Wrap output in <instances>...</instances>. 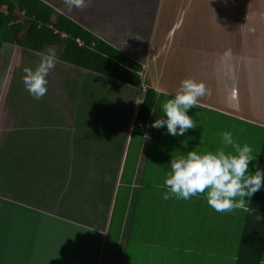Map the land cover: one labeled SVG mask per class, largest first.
<instances>
[{
    "label": "rangeland",
    "instance_id": "1",
    "mask_svg": "<svg viewBox=\"0 0 264 264\" xmlns=\"http://www.w3.org/2000/svg\"><path fill=\"white\" fill-rule=\"evenodd\" d=\"M45 1L147 66L142 72L143 85L130 89L128 99H133V106L136 105L137 97L144 96L149 89L148 80L158 82L159 88L166 90L167 94L161 97L154 122L162 117L166 119L162 105L174 98L179 89L181 47H227V26L224 22L217 23L216 19L214 22L206 21L211 15H204V9L202 13L199 9L204 0L148 1L141 8L143 12L130 14L135 28L124 32L118 24L86 15L84 10L73 8L69 11L64 0ZM1 11L6 13V7ZM132 16H136V20ZM61 49H51L55 51L58 62L46 77L48 92L40 100H35L25 89L23 69L34 70L42 55L49 51L31 53L30 50L19 49L16 56L7 48L0 56V103L2 98H5V103L15 98L31 102L33 104L27 112L41 115L42 128L52 124L65 128L59 135L65 143L64 149L60 150L59 161H55L44 176V187L48 185L50 190V193L43 191L45 200L57 199L66 206L67 200L75 197L74 205L71 200L68 203L71 206L67 205L66 211L74 210L76 214L68 217L79 220L80 207L86 205L90 208L87 210H97L111 191L113 202L109 233L101 264H181L183 258L193 257L178 249L179 238L174 237L178 234L179 224L189 222L182 214L189 210L195 211L198 227L204 223L211 226L205 230L202 239H195L201 244L195 251L199 253L197 257L211 258L210 264H236L249 201L243 209L217 213L208 205L206 193L187 201L175 198L165 200L163 196L168 189L164 182L171 171V159L186 156L189 151L201 155L216 154L222 148L226 154L236 155L232 146H225L222 142L221 133L225 131L231 132L233 140L241 147L249 145L253 149V157H260L264 129L197 105L187 113L197 127L183 136L168 134L166 127L148 128V139L130 135L135 119L131 113L132 101L128 100L124 105L122 84L61 62ZM255 163V160L249 163L248 171L252 174L257 169ZM98 174L103 178L106 176L109 182L101 192V201L96 196L99 194L94 188L96 184L92 189L90 186L91 179ZM133 185L141 187L138 190L141 200L135 218L146 219L147 215L151 216V220L168 219L165 223L163 221V227L136 221L131 231L125 229V214L131 205L132 192H135ZM27 186L34 198L38 186L33 183ZM91 192L94 200L89 196ZM166 211L173 215L165 216ZM83 220L89 221V218L83 215Z\"/></svg>",
    "mask_w": 264,
    "mask_h": 264
},
{
    "label": "crops",
    "instance_id": "2",
    "mask_svg": "<svg viewBox=\"0 0 264 264\" xmlns=\"http://www.w3.org/2000/svg\"><path fill=\"white\" fill-rule=\"evenodd\" d=\"M199 9L201 13L204 9V15H211L206 16L209 17L206 21L214 22L216 19L217 23L226 24L227 47H181L179 87L185 79L204 83L207 93L197 105L264 129V0H204ZM208 9L211 10L206 12ZM7 48L10 53L18 55L17 46L4 44L0 56ZM144 68L146 70L147 66L143 64V73ZM148 82L147 87L155 90L156 97L154 115L151 113L145 136L148 128L152 129L161 97L167 94L166 90L159 88L158 82ZM122 86L124 105L128 100L132 101L131 113L136 121L141 104L133 106V99H128V96L130 89L138 88L125 84ZM143 98L141 95L137 97L142 101ZM1 100L0 264H101L109 233L113 202L111 191L97 210H87L89 207L86 205L80 207L79 220L72 218L76 214L74 210L66 211V206H71L68 204L71 200L74 205L75 197L68 199L66 206L57 199L45 200L43 191L50 193V190L48 185L44 187V176L52 169L54 162L59 161L60 150L65 147L59 135L65 128L58 124L42 128L41 115L27 112L33 104L31 102L19 98L10 99L8 103H5V98ZM255 162L258 166L259 157ZM32 183L38 186L34 198L27 186ZM108 183L106 176L103 178L99 174L90 181L91 189L96 184L94 188L99 191L96 196L100 201L101 192H104ZM132 188L135 192H132L131 205L125 214V229L131 231L136 221L163 227V221L165 223L168 219L151 220V216L145 214L146 219L135 218L141 200L138 191L141 187L133 185ZM89 196L94 200L92 192ZM70 214L71 218L68 217ZM182 214L189 222H181L179 231H176L178 234L174 237L179 238L178 249L193 257L183 258L181 264H210V255V259L201 255L197 257L199 253L195 251L201 244L195 239H202L205 230L211 226L204 223L198 227L194 210L183 211ZM83 215L89 221L83 220ZM169 215L173 214L166 211L165 216ZM211 256L214 257L213 254Z\"/></svg>",
    "mask_w": 264,
    "mask_h": 264
},
{
    "label": "trees",
    "instance_id": "3",
    "mask_svg": "<svg viewBox=\"0 0 264 264\" xmlns=\"http://www.w3.org/2000/svg\"><path fill=\"white\" fill-rule=\"evenodd\" d=\"M148 1L152 0H90L83 10L86 15L118 24L124 32L135 28L130 14L143 12L141 8ZM3 7L6 13L1 11ZM4 44L31 53L62 47L59 60L65 64L133 88H140L143 83V65L139 60L45 0H0V51ZM155 97V90L149 88L136 115L133 136H145ZM257 168L264 170V140ZM256 214L264 217V187L249 202L236 264H262L264 219L256 221Z\"/></svg>",
    "mask_w": 264,
    "mask_h": 264
},
{
    "label": "clouds",
    "instance_id": "4",
    "mask_svg": "<svg viewBox=\"0 0 264 264\" xmlns=\"http://www.w3.org/2000/svg\"><path fill=\"white\" fill-rule=\"evenodd\" d=\"M89 2L90 0H64L69 11L73 8L83 10L89 6ZM57 62L55 51L49 50L42 55L34 70L28 67L23 69L25 89L35 100H40L47 94L46 77L55 69ZM206 93L204 83H197L193 79L181 81L174 98L162 105L166 119L162 117L155 120L151 127H166L167 133L174 137L183 136L188 130L195 129L197 124L187 113L197 106L199 99ZM135 103L140 105L143 101L137 99ZM151 111L154 115V109ZM221 137L223 144L232 146L236 155L226 154L221 148L216 154L201 155L196 151H189L186 156L172 158L171 171L164 182L168 189L163 196L165 200L175 198L187 201L206 193L207 203L212 209L217 213H231L245 208L246 202L251 201L254 194L264 187V170L257 168L255 174L248 171L249 163L256 159L251 155L253 149L247 144L241 147L233 140L231 132L225 131L221 133ZM203 142L202 135L201 144ZM255 219L259 222L264 217L256 214Z\"/></svg>",
    "mask_w": 264,
    "mask_h": 264
}]
</instances>
